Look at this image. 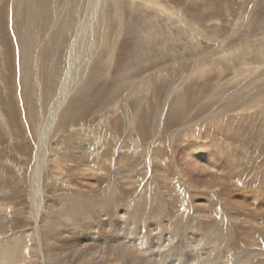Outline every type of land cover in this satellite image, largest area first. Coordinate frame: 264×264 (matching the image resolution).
Returning a JSON list of instances; mask_svg holds the SVG:
<instances>
[{
    "label": "rangeland",
    "instance_id": "obj_1",
    "mask_svg": "<svg viewBox=\"0 0 264 264\" xmlns=\"http://www.w3.org/2000/svg\"><path fill=\"white\" fill-rule=\"evenodd\" d=\"M36 38L42 53L35 78L30 51ZM66 80L73 86L54 118ZM38 113L53 121L52 134H79L93 148L87 149L111 152L116 162L124 154L143 159L142 182L124 198L127 184L114 181V167L122 163L102 164L94 151L91 160L98 162L89 170L60 162L66 185L52 188L45 172L46 194L34 211L28 184ZM162 165L167 177L156 173ZM75 190L100 201L110 192L117 200L109 203L116 204L139 198L150 204L160 195L168 210L195 220L203 234L217 223L229 226L223 246L243 242L248 219L264 214V0H0V241L24 233L26 253L39 251L32 264L73 261L69 251L47 261L45 249L40 255L44 243L32 247L31 238L42 241L48 222L64 216L63 192ZM106 216L105 225L104 217H93L94 233L113 244L111 232H122L113 208ZM141 224L153 246L154 233ZM217 237L223 236L214 231L206 240Z\"/></svg>",
    "mask_w": 264,
    "mask_h": 264
},
{
    "label": "bare ground",
    "instance_id": "obj_2",
    "mask_svg": "<svg viewBox=\"0 0 264 264\" xmlns=\"http://www.w3.org/2000/svg\"><path fill=\"white\" fill-rule=\"evenodd\" d=\"M38 41H39V39L36 38L35 45L32 48V50L30 51L31 57H32L33 76L35 78H36V74H38V71L40 70L39 69V66H40L39 61H40V56L42 53V50L39 48V46H41L42 42H40V41L38 42ZM95 45L93 47H95ZM90 48L91 47L89 45L88 53H91ZM73 50H74V47H72L70 55H72ZM68 63H69V66L72 65L71 61H69ZM73 82L74 81L69 83L66 80V83L64 84L65 86L63 89L64 94H61V98L58 99L60 101L57 102V100H56V102L54 104L55 105V108H54L55 112L53 113L54 118H56L55 114L59 110L58 107H60L61 104L63 103V101L61 99L66 97L65 92L68 91V89H71V86H73L72 85ZM36 85H38V87H40L38 81H36ZM38 95H41V93L39 92ZM131 96H132V94H131ZM132 97H134V96H132ZM38 98H40V97L38 96ZM36 99H37V96H36ZM35 103H37V102H35ZM41 112H43V111H41ZM137 113H139V112H137ZM33 115H35V113ZM37 115H38V122H37V124H35L34 128L36 129L35 133H36V136L38 137V140H39V146H38V149L36 151V154L33 156L32 168H30L31 169L30 176H29L30 179L28 178L29 179L28 186L30 185V188H31V192H30L31 193V205L34 207V211H36L38 209V207L40 205V201H43V197L46 194L45 193L44 195H42L41 185H40V183L42 182V178L45 175V172H49V177H50V180L52 182V188L58 187L59 185H64V184L66 185L67 182L69 183V181L60 182V180L63 178V176H64V179H66L65 174L67 173V172L65 174L63 173V171H64L63 167H66V166H65V164H60V162H62V161L70 162L72 167H78V166L84 167V166H86L87 170H89V168L94 166L96 163L95 162L96 159L91 160V158L93 156H96L97 160H100L101 163L103 161L107 162V163H112L114 161V165H115V163L118 164L119 162H121L122 163L121 166L115 165V167H117V168L114 167V169H115V176H114L115 180L114 181H117L118 179H120V182H121V179H123V182L127 184L125 189H127L128 191H126L124 198H126V196L129 194V191L132 190L134 183H139V182L141 183L142 182L141 180L144 178V176H145L144 174H146V170L144 167V164H146V163L142 162L143 159H142V161H140L141 162L140 163L138 160V157H135L132 160L130 158L126 159V157H124L125 156V154H124V156H121V155L118 156L117 155L118 156V162H116L115 157L111 156V152L108 153V152H106V150H104V152H102V153L101 152L97 153L98 151L94 150V151H96V154H94L95 152L93 150H92L93 151L92 152L91 149L90 150L87 149V148H90L91 145L88 142L85 143L84 140L79 136V134L74 135V137L73 136L71 137L70 135L67 137H64L61 134H59L60 132L57 134L56 133L52 134L51 133V131H52L51 126H52L53 121L51 122V119L49 121L46 120L45 117L43 115H40L39 113ZM53 132H55V131L53 130ZM106 134H107V132H106ZM143 137H142V139H143ZM87 146H90V147H87ZM195 148L189 149L190 155H194V153L191 154V152H193V150ZM203 148L205 149L204 146H203ZM204 149H202V150H204ZM195 150H197V148ZM160 152H162V151H159L158 153H160ZM92 154H94V155L92 156ZM155 155H156V152H155ZM162 155L163 154L161 153V155L159 156L160 159L162 158ZM205 158L206 157L204 155L201 157V159H205ZM160 159H158V160H160ZM163 159L165 160V158H163ZM120 160H122V161H120ZM161 161H163V160L161 159ZM104 162L102 164H105ZM203 162H204V160H203ZM205 162H206V159H205ZM146 167L148 168L149 166H146ZM207 167H210V166L208 165ZM103 168H104V166H103ZM167 168H168L167 166L165 167V165L164 166L162 165L160 167V169L156 168L157 169L156 173H158V171H163V175L165 177H167L166 176ZM210 168L212 169V167H210ZM68 176H72V174L71 175L69 174ZM73 176H75V175H73ZM153 177H155V176H153ZM78 179H80V178H78ZM108 179H110V178H108ZM166 179L167 178H165L164 180H166ZM159 180H160V177H159ZM162 181H163V179H162ZM151 182H152V180H151ZM145 183H147V182H145ZM162 183L165 184V182H162ZM125 185L123 184V187H125ZM90 188H92V187H90ZM138 188H139V186H138ZM167 188H169V187H167ZM67 189H68V187H67ZM76 191L77 190H75V192L73 194H71V196L68 194V192H66V191H65V193L63 192V197L65 199L64 202L66 204L64 216L62 214H60V216L57 218L58 219L57 221H54L55 219H53L52 221L50 220L48 222V225H50L49 226L50 229H48L47 227H46L47 230H46V228L44 229L45 231H44V234L42 235V241L38 240L39 238L35 239L36 237H33V236L31 238V241H32L31 246L32 247H38L39 244H41V246H42L44 243V245L42 246L43 248L40 252V255L42 256V251L45 249L44 253H45V257L47 258L46 259L47 261L50 260L49 257L53 256V254H54V256L57 257V255H62V254L67 253L65 251H69V253L71 255V259H73V258L74 259H73V261L68 262V264H245V262H244L245 260H247L246 264H252V262H254V261H256L255 264H264V214L263 215L261 214V216H258V217L256 216V217H251L250 219H248L247 223H248V227L250 229V232L246 236H244V238H242L244 244H242L243 242L241 240H240L241 242H239L241 244H238L237 241H235L236 243H234L231 240L232 242L230 243V241H229V243L225 244L224 245L225 247H224L221 244V242H222L224 236H225V241H227L228 236L231 234L229 232V230L231 228L228 229L229 226H227L226 224H223V223L221 225L219 223H217V225H215L217 227L211 228V226H210L208 229L209 233L207 231L203 234L200 232V227L195 226V224H194L195 220H193V222H192L191 220H188L189 218L187 219L186 214H183L182 216H178L173 211L168 210L166 205L160 199V195L159 196L157 195L158 197L156 196V198L152 197L153 201H151L150 204H148V202L144 201L143 198L136 199L135 204L132 203L131 201H130L131 203L124 201V203L116 204V203H109V202H111V200L112 201L117 200V199L115 200V198H111L112 193H110V192H109L110 195H108V197H106V199L102 198L101 199L102 201H100V199L97 197H96L97 198V200H96L92 196H90V197H88L89 195L84 196L83 194L82 195L78 194ZM148 191H147V193H150ZM168 192H170V190H168ZM150 194H152V193H150ZM61 195H62V193H61ZM147 196H148V194H147ZM109 197L111 200L109 199ZM134 198H135V196H134ZM149 199H151V198H149ZM44 201H45V199H44ZM197 202H198V200H197ZM201 203L203 204V202H201ZM221 203H222V201H221ZM49 205H51V204H49ZM233 205H234V203H233ZM180 206H181V204H180ZM2 207H3L2 209H4L5 204L2 205ZM47 207H49V206H47ZM57 207H55V208H57ZM60 208H62V207H59V209ZM112 208L114 209L115 215L117 216V217H115L116 218L115 219V227L117 228L116 231L122 232V234L115 235V234H113V232H111L110 240H111V243H113V244H108V243L106 244V242H105L106 239L104 236H100V235L96 236L98 234L94 233V230H95L94 221L95 220L94 221H92V220L94 219L93 217H97L99 219V217L102 216L104 218L102 221H100V223L101 224L104 223V225H105V223H107V220H108L106 218L107 217L106 215L109 214V210H111ZM50 210H51V208H50ZM194 210H196V209H194ZM183 211H184V209H183ZM3 212H5V210H3ZM200 212H201V210H200ZM207 212H209V211H207ZM223 214H220V215H222V217H223ZM35 215H36V213H35ZM35 215H34V217H35ZM199 215H200V213H199ZM38 216L40 217V215H38ZM57 216L58 215H56V217ZM120 216L122 218H119ZM210 216H212V215H210ZM111 217H112V215H111ZM34 220H35V218H34ZM34 220H33V222H35ZM99 220H97V222H99ZM237 220H239V219H237ZM141 223H143V224L147 223V226L149 227V229H148L149 231L147 230V233L148 232L154 233V236H153L154 240L151 239L152 241H155V244L153 246L148 244L147 240L145 241V235H144L145 230H144V227ZM99 226H100V224H99ZM80 227H81V229H79ZM102 228L103 227H101V229ZM74 229L76 230V232H73ZM27 231H29V230L27 229L26 232ZM214 231H215V234L217 232H219V234H221L223 237H220V238L217 237L218 239L215 242L213 240L212 241L206 240L208 235H211V233H213ZM13 234L11 236H9V238H6L5 240L0 241V264H24V262H26L28 260V259L26 260V256H28V258H30V262H31L30 264H32L34 261H36L35 258L37 257V253L39 251L36 253L35 252L36 250L32 249L33 251L26 253L25 245L23 242L24 233H21L20 235H17V234L13 235ZM103 234H104V232H103ZM104 235H107V234H104ZM179 236H181L179 244H177L176 247L174 248L173 246H174L175 242H177L175 240ZM83 241H87V242L89 241L90 244H88L86 242L87 243V246H86L85 242H84V244H82ZM78 242H80L82 245H80ZM75 243L76 244L78 243L79 248H81V249L77 250V248H78L77 245H76L77 248H75V246H73ZM226 247L228 249L227 251H226ZM178 249H181V250H178ZM183 249L186 250L185 254L182 253ZM225 251H226L227 255H225ZM242 257L244 258V260L241 259ZM65 259H66V257H65ZM37 260H38V258H37ZM68 260H70V259H67V261ZM67 261L64 262L62 260L60 263L61 264L66 263L67 264ZM27 262H29V261H27Z\"/></svg>",
    "mask_w": 264,
    "mask_h": 264
}]
</instances>
